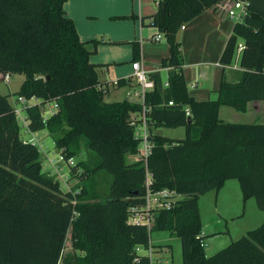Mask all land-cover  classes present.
<instances>
[{"label": "trees", "instance_id": "16d2710c", "mask_svg": "<svg viewBox=\"0 0 264 264\" xmlns=\"http://www.w3.org/2000/svg\"><path fill=\"white\" fill-rule=\"evenodd\" d=\"M68 1L0 0V80L24 75L15 95L42 101L25 109L29 131L47 129L66 159L84 147L92 151L72 169L81 192L63 191L57 178L43 171L37 144L21 136L10 95L0 94V264H152L149 255L135 262V248L147 246L153 230H169L181 239L183 264H264V222L211 256L201 244L205 235L199 237L200 196L219 191L230 179H238L244 199L254 197L264 210V123L220 117L222 106L244 112L249 103L264 101V14L249 0H160L157 12L141 19L170 46L160 65L169 69V86L160 73L151 75L155 89L145 100L148 123L150 128L184 127L186 135L152 133L147 162L128 163L140 147L130 117L143 105L105 101L110 84L100 82L99 65L91 62L95 52L87 48L100 42L81 40L65 11ZM238 1L247 3L248 14L236 22L220 58L224 69L233 66L243 43L238 79L230 81L223 70L218 99L197 101L189 94L178 34L204 12L217 13L218 6L227 15L225 6ZM132 46L139 61L140 45ZM127 83L121 79L117 86ZM51 102L57 109L46 118L42 105ZM100 171L108 178L104 196L97 191ZM148 173L154 189L182 195L174 208L156 214L151 229L127 221L131 207L145 204ZM69 232L73 251L65 254Z\"/></svg>", "mask_w": 264, "mask_h": 264}, {"label": "crops", "instance_id": "0c3cea01", "mask_svg": "<svg viewBox=\"0 0 264 264\" xmlns=\"http://www.w3.org/2000/svg\"><path fill=\"white\" fill-rule=\"evenodd\" d=\"M134 1L135 0H133L132 3V0H70L64 6L68 17L72 18L74 21L81 40L83 42H91L92 40L100 42L97 47L94 44H87V48L89 51L95 52L91 56V62L103 66V72L112 75L111 78L103 80L99 67L97 69L100 82L110 84L109 93L105 97L107 103H117L124 100L136 99L135 94L137 92V86L131 78L133 73L132 63L135 62L134 49L132 46L134 42L139 43L143 48L140 61L148 67L151 72L150 75L160 73L164 84L168 80L169 69L161 68L160 65L162 60L170 55V46L166 38L161 42H154L153 37L158 33V30L149 27V25L146 24L147 21H145L146 25H143L141 20L144 17L156 13V7L154 6H157L160 0H145L149 4L146 5V7L143 6V0H137V4H135ZM248 3L264 14V0H249ZM132 15L139 17V19L126 21L111 20L112 17ZM230 20L232 19L222 12L220 6H218L217 13H214L212 10L206 11L184 26L185 29H181L180 31V41H182L183 45L184 75L188 89L190 88L192 90H189V94L197 101L218 99L223 70H226L227 77L230 81H236L238 79L237 74L229 73V71L240 70V58L238 62L239 67L230 66L224 69L220 64L221 55L236 24H233ZM207 37L216 43V47L212 50L215 53L208 49V45L207 49L204 51L193 49V44H195L193 41L201 40L202 38L207 39ZM124 46L131 47L129 56L125 58L120 55V49ZM217 53L218 55L216 56L215 54ZM213 55L215 59L214 62L209 59H212ZM98 56L99 61L96 60L93 62L92 59H97ZM16 76L21 77L20 75ZM121 79L128 80V83L123 87L115 86V82ZM24 80L25 79L22 80L21 85ZM190 82L192 83L190 84ZM21 85L15 93L20 90ZM9 102L16 108L10 98ZM18 102L21 103L24 109H26L27 106H36L42 103L41 100L35 98L31 100L25 99L24 102H20L18 98ZM53 104L54 106L50 107L52 110L50 116L56 112V110H53L56 108V103L53 102ZM225 107L226 106L221 107L220 115ZM244 112H249L255 116V120L252 123H256L257 119H260L259 122L264 123V101L249 103L247 110ZM164 128L165 127H153L150 129L151 133L165 135L163 134ZM41 132H44V136L50 134L47 129H44L31 132V135L36 137ZM184 137L185 136H172V138L179 139H183ZM56 149L58 148L56 147ZM202 234H204L206 238L204 230Z\"/></svg>", "mask_w": 264, "mask_h": 264}, {"label": "rangeland", "instance_id": "374dc122", "mask_svg": "<svg viewBox=\"0 0 264 264\" xmlns=\"http://www.w3.org/2000/svg\"><path fill=\"white\" fill-rule=\"evenodd\" d=\"M145 2L146 1L143 0L144 7H146V5H149L147 2L145 4ZM134 3L137 4V0H135ZM154 7H156L155 9L157 12V6ZM230 21L233 24L236 23V21L234 20ZM146 24L148 25L149 22L147 21ZM178 36L179 39H181L180 32ZM193 42L195 43L193 44V49L195 50L204 51L205 49H207L208 45V49L212 51L213 48L216 47V43L208 37L207 39L202 38L201 40ZM129 50H131L130 46L121 47V57H128ZM142 53L143 48L140 46L141 56ZM215 55L217 56L218 53ZM240 57L241 53L239 51H236L233 66L239 67L238 62ZM209 59L214 62V55L212 59ZM96 60L99 61V56L97 59H92L93 62H95ZM103 70L104 67L99 66V71L103 80L112 77V75L104 73ZM229 73L235 74L236 71H229ZM20 76L21 77L11 75L9 83L0 80V94L10 95L11 102L14 104V106L22 110L21 115L24 118L26 117V110L23 108L21 103L18 102V97L15 95V91L19 89L22 80L25 79L24 75ZM191 83L192 82H190V84ZM189 90L192 91L190 88ZM51 106H54L52 102L42 105V110L45 117L50 116V113L52 111L50 109ZM56 109L57 108H54L53 110ZM220 117L227 122L235 123H252L255 120V116L251 113L237 111L236 109L230 106H226L224 108ZM259 121L260 119H257L256 122ZM19 123L21 126V136L26 140L34 139L33 141L39 147V150L41 152L43 171L57 178V180L62 186L63 191H68L69 186L74 191L79 189L76 188L79 184V178L77 177L78 175L73 176L72 174L73 166L77 165L80 160L89 159L92 151L86 150V148L84 147L82 149V152L77 157H75L72 162L60 161L58 163L59 173H57L48 162L49 157H57L59 152H61L56 149L53 136L51 134L44 136V132H41L38 136L34 137L33 135H31V132L25 126V122L22 119H19ZM163 134L168 135L170 137H181L185 136V129L184 127H165ZM138 160H140L139 154L129 155L126 158V162L128 163L136 162ZM51 171H53L54 173L52 174ZM97 179L99 182L97 191L100 195L104 196L109 189L107 180L108 178L103 172L100 171L97 176ZM66 184H68L69 186H67ZM220 190V192L216 190H210L207 193L201 195L199 199L203 230L206 234L205 248L208 256H211L219 250L225 248L233 241H236L242 236L246 235L249 230H253L259 227L264 222V210L259 208L257 201L254 197L244 199L241 185L238 179L235 178L227 181L226 184ZM89 201L98 202L99 199L96 198L91 199ZM151 241L154 246L153 253L150 255L149 250L147 248L144 249L143 253H145L146 255H150L152 264H183L182 241L178 236H176L169 230H153L151 232ZM71 251H73V247L71 240V232H69L64 253L67 254Z\"/></svg>", "mask_w": 264, "mask_h": 264}, {"label": "built area", "instance_id": "2783aa9c", "mask_svg": "<svg viewBox=\"0 0 264 264\" xmlns=\"http://www.w3.org/2000/svg\"><path fill=\"white\" fill-rule=\"evenodd\" d=\"M227 15L230 19L236 21V22H243L245 17L248 14L247 10V3L244 1H238L234 2L232 5L225 6ZM182 29H185V27H182ZM164 35L158 31V33L153 37L154 42H161L164 40ZM244 50L243 43H240L238 45L237 51L242 53ZM132 80L135 82L137 86V92L135 94L136 99L129 100L132 103H139L143 105V110L141 112H133L131 114L130 120L131 124L134 125L136 129V137L140 139V145L139 147V159L147 162L149 156L152 153L153 149V143L150 140L151 136V129L150 125L148 123L147 119V111L148 108L145 106V100L147 94L151 93L155 89V81L151 77V72L148 69V67L142 62V61H135L132 63ZM264 72V70H263ZM11 78V74H6L2 76V80L9 83ZM118 82V81H117ZM117 82H115V86H117ZM165 87H168L169 84L166 82ZM20 102H24V98H19ZM170 106L173 105V102H170ZM57 108V105H55ZM16 113L18 115L19 119H22L25 122V126L28 128V121L26 117H22L21 112L22 110L18 107L15 108ZM187 114H190L189 110H187ZM34 140V139H33ZM33 140H30L34 142ZM35 143V142H34ZM74 158L66 159L64 154L62 152H59L57 157H49L48 162L51 165V167L59 173L58 170V163L60 161L64 162H72ZM53 174L54 172L51 171ZM153 181L150 173L147 175V180L145 183V204L142 206H134L131 207L129 210L128 215V223L132 224H138V225H145L149 229H151L154 226L155 220H156V214L161 210H167L172 209L176 206V203L179 198L182 197L180 193H178L176 190L165 188L162 190H156L153 188ZM69 186L68 184H66ZM62 188V186H61ZM63 190V189H62ZM74 192L75 194H78L81 192V188L77 190H73L68 187V192ZM67 192V191H65ZM204 234H200L199 237H202ZM201 244L203 246H206L205 238L201 240ZM153 243L150 240L149 244L147 246L144 245H138L135 248V262H138L141 255H146L143 253L144 249L147 248L149 250V254L151 255L153 253ZM149 255V256H150Z\"/></svg>", "mask_w": 264, "mask_h": 264}]
</instances>
